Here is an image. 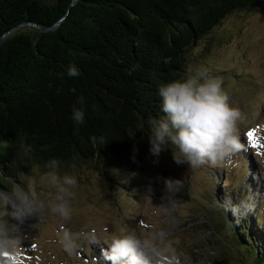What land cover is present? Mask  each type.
Returning <instances> with one entry per match:
<instances>
[{"label": "trees", "instance_id": "trees-1", "mask_svg": "<svg viewBox=\"0 0 264 264\" xmlns=\"http://www.w3.org/2000/svg\"><path fill=\"white\" fill-rule=\"evenodd\" d=\"M258 1L0 0V38L20 23L47 28L60 20L50 31L23 26L0 44V190L26 166L14 163L21 138L38 164L58 157L99 168L145 152L146 127L134 137L127 130L161 115L158 87L180 76L186 52L222 19ZM69 64L81 75L68 77ZM80 95L85 123L74 132L71 108ZM100 136L106 142L96 146ZM245 221L227 226L234 255L219 250L225 264L243 257L264 264V245L256 247Z\"/></svg>", "mask_w": 264, "mask_h": 264}, {"label": "rangeland", "instance_id": "rangeland-1", "mask_svg": "<svg viewBox=\"0 0 264 264\" xmlns=\"http://www.w3.org/2000/svg\"><path fill=\"white\" fill-rule=\"evenodd\" d=\"M189 64L206 65L222 80L230 104L245 117L238 124L242 147L229 162L199 169L177 165L170 148L158 157L146 149L113 164H98L99 168L93 163L66 161L64 170H74L78 179L72 220L65 222L39 209L31 212V221L24 227L9 218L24 237L18 249L22 264H111L103 256L102 250L108 247L103 240L125 228H136L146 235L157 229L169 232L178 264H225L224 259L234 255L227 226L239 219L230 210L224 216L219 203L230 208L244 192L255 199L254 210L244 218L249 236H257V248L264 245V146L251 148L245 141V133L256 129V137L264 145V0L222 19L186 52L180 75ZM42 165L27 162L15 183L26 179L30 186L35 184L43 200L48 193L43 188ZM165 179L182 181L170 215L160 211V204L166 203ZM240 179L241 184L234 188ZM89 231L102 240H79L73 252L65 251L60 242L63 234L78 237ZM222 249L228 256L219 251ZM243 261L251 263L246 257Z\"/></svg>", "mask_w": 264, "mask_h": 264}, {"label": "clouds", "instance_id": "clouds-1", "mask_svg": "<svg viewBox=\"0 0 264 264\" xmlns=\"http://www.w3.org/2000/svg\"><path fill=\"white\" fill-rule=\"evenodd\" d=\"M68 77L81 75L75 64L66 68ZM75 92V89H70ZM161 115L150 118L146 125L137 123L134 129L127 130L129 137L146 127L149 152L158 157L162 150L170 148L177 165L186 164L189 169L204 166H219L229 162L234 153L242 147L239 140L238 124L244 120L241 111L230 104L229 95L222 86V80L213 75L203 64H189L185 72L158 87ZM74 132L85 123V98L80 95L71 108ZM103 136L94 138V143L103 145ZM33 147L23 138L16 146L15 166L32 161ZM43 188L48 196L41 199L42 193L35 184L27 180L20 184L7 183L8 191L0 190V264H22L19 259L20 241L24 238L18 224L26 215L39 209L43 214L59 217L62 221L72 220V200L78 186L74 170H64L65 162L58 157H50L43 162ZM74 169V165L71 166ZM166 203H161V214L170 215L177 200L174 194L182 187V181L165 179ZM241 179L236 184L239 187ZM148 193L152 192L151 187ZM221 210L231 211L237 219L246 218L255 208L251 193H241L230 208L219 203ZM97 242L100 239L92 232H82L78 237L71 234L61 236V244L66 252H73L77 242ZM103 256L111 264H178L174 241L166 230L157 229L151 235L142 234L136 228H125L110 235Z\"/></svg>", "mask_w": 264, "mask_h": 264}, {"label": "water", "instance_id": "water-1", "mask_svg": "<svg viewBox=\"0 0 264 264\" xmlns=\"http://www.w3.org/2000/svg\"><path fill=\"white\" fill-rule=\"evenodd\" d=\"M75 2H76V0H71V5L74 4ZM59 22H60V20H59L57 23H55L54 25H52V26H50V27H47V28H45V27H41V26H38V25L33 24V23H29V22L20 23V24H18L17 26H15L14 28H12V29H10L9 31L5 32V33L1 36V38H0V44H1V42H2V40H3V38H4L5 36H7L8 34L12 33L13 31L19 29L20 27H23V26H26V25H30V26H33V27L38 28V29L41 30V31H50V30H53L56 26H58ZM232 257H233V255H232ZM229 263H232V264H234V263H235V264H238V262L235 261V258H234L233 261H230ZM227 264H228V263H227Z\"/></svg>", "mask_w": 264, "mask_h": 264}, {"label": "snow or ice", "instance_id": "snow-or-ice-1", "mask_svg": "<svg viewBox=\"0 0 264 264\" xmlns=\"http://www.w3.org/2000/svg\"><path fill=\"white\" fill-rule=\"evenodd\" d=\"M245 141L249 144L251 148H258L264 146L259 143L258 138L256 137V129H249L245 133Z\"/></svg>", "mask_w": 264, "mask_h": 264}, {"label": "bare ground", "instance_id": "bare-ground-1", "mask_svg": "<svg viewBox=\"0 0 264 264\" xmlns=\"http://www.w3.org/2000/svg\"><path fill=\"white\" fill-rule=\"evenodd\" d=\"M30 214H31V213H30ZM30 214H28V215H26V216L24 217L22 223L19 222V226H20V227L27 226V224L31 221V219H30Z\"/></svg>", "mask_w": 264, "mask_h": 264}]
</instances>
